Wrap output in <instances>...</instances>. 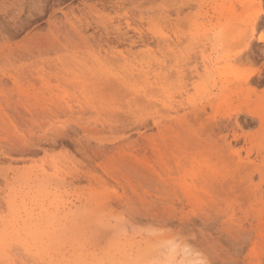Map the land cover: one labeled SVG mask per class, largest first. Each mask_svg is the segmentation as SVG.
<instances>
[{
  "label": "rangeland",
  "instance_id": "obj_1",
  "mask_svg": "<svg viewBox=\"0 0 264 264\" xmlns=\"http://www.w3.org/2000/svg\"><path fill=\"white\" fill-rule=\"evenodd\" d=\"M0 264H264V0H0Z\"/></svg>",
  "mask_w": 264,
  "mask_h": 264
},
{
  "label": "bare ground",
  "instance_id": "obj_2",
  "mask_svg": "<svg viewBox=\"0 0 264 264\" xmlns=\"http://www.w3.org/2000/svg\"><path fill=\"white\" fill-rule=\"evenodd\" d=\"M262 37H263V36H262ZM262 37H261V38H262ZM213 69H214V68H213Z\"/></svg>",
  "mask_w": 264,
  "mask_h": 264
}]
</instances>
